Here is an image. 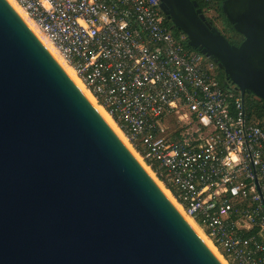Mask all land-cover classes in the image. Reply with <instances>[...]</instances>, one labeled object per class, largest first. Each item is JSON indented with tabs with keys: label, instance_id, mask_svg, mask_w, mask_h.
Instances as JSON below:
<instances>
[{
	"label": "water",
	"instance_id": "obj_1",
	"mask_svg": "<svg viewBox=\"0 0 264 264\" xmlns=\"http://www.w3.org/2000/svg\"><path fill=\"white\" fill-rule=\"evenodd\" d=\"M172 28L264 106V0H222L238 45L197 0ZM0 264H223L7 0H0Z\"/></svg>",
	"mask_w": 264,
	"mask_h": 264
},
{
	"label": "built area",
	"instance_id": "obj_2",
	"mask_svg": "<svg viewBox=\"0 0 264 264\" xmlns=\"http://www.w3.org/2000/svg\"><path fill=\"white\" fill-rule=\"evenodd\" d=\"M14 1L225 264H264V118L159 0Z\"/></svg>",
	"mask_w": 264,
	"mask_h": 264
},
{
	"label": "bare ground",
	"instance_id": "obj_3",
	"mask_svg": "<svg viewBox=\"0 0 264 264\" xmlns=\"http://www.w3.org/2000/svg\"><path fill=\"white\" fill-rule=\"evenodd\" d=\"M7 2L11 5V7L16 11V13L21 17V19L25 22V24L30 28V30L34 33V35L38 38V40L44 45V47L49 51L51 56L55 59V61L60 65L63 71L67 74L69 79L74 83V85L78 88V90L83 94V96L88 100V102L95 108L97 113L101 116V118L105 121V123L110 127L113 133L122 141V143L128 148L133 156H136L137 160L145 167V170L148 174L156 181V183L161 187V189L165 192L166 195L170 197V200L174 203L173 198L169 195L168 191L163 188L162 183L153 175V172L150 168L142 162L141 157L134 151L131 147L130 143L127 141L126 137L120 131V129L116 126L113 120L109 117L106 111L99 105L95 103L94 97L90 94V92L85 88V86L80 82L77 78L73 69L67 64L65 59L58 53L53 44L39 31L37 26L34 24L32 19L27 15V13L14 1L7 0ZM185 218V217H184ZM186 219V218H185ZM186 221L191 225L194 231L200 236V238L205 242V244L211 249L212 252L215 253L216 257L223 263V259L216 252V250L212 247L210 242L200 233L198 229L190 222V220Z\"/></svg>",
	"mask_w": 264,
	"mask_h": 264
},
{
	"label": "trees",
	"instance_id": "obj_4",
	"mask_svg": "<svg viewBox=\"0 0 264 264\" xmlns=\"http://www.w3.org/2000/svg\"><path fill=\"white\" fill-rule=\"evenodd\" d=\"M197 1H198V4H199V7L202 9V12H203L204 15H205V12L215 11V12H218L222 16L224 22L226 23V25L229 28L228 30L231 33V35L230 36H226L222 31H220V32L227 38V40L231 44L238 45L242 41L243 36L234 30L233 26L227 21L225 15L223 14L222 9H221V3H209V2H206L205 0H197ZM219 1H221V0H219ZM205 19L212 26H214L212 20L210 18H208L206 15H205ZM172 31H173L175 36H179L180 35V32L177 29L173 28ZM183 46L188 51H197L195 49H192L187 44V40L186 39L183 41ZM215 70H216L217 79L219 80V82L221 84H223L225 82V76H224L223 71L221 69H219L216 66V64H215ZM244 102H245V105H246L247 112H248L249 116H253V117H256V118H264V112H263L261 106L252 97V95L247 96V94H246V96L244 97Z\"/></svg>",
	"mask_w": 264,
	"mask_h": 264
},
{
	"label": "rangeland",
	"instance_id": "obj_5",
	"mask_svg": "<svg viewBox=\"0 0 264 264\" xmlns=\"http://www.w3.org/2000/svg\"><path fill=\"white\" fill-rule=\"evenodd\" d=\"M205 15L210 18L214 24V26L219 30V31H222L226 36H230L231 33L229 32V28L228 26L226 25V23L224 22L222 16L218 13V12H215V11H210V12H205ZM40 31V30H39ZM41 32V31H40ZM42 33V32H41ZM43 34V33H42ZM44 35V34H43ZM216 72V70H215ZM86 88V87H85ZM87 89V88H86ZM98 104V103H97ZM116 124V122H114ZM117 126V124H116ZM118 127V126H117ZM130 143V142H129ZM131 147L134 149V145L131 144ZM143 162V160H142ZM144 163V162H143ZM145 165V163H144ZM147 167V166H146ZM151 170V169H150Z\"/></svg>",
	"mask_w": 264,
	"mask_h": 264
},
{
	"label": "flooded vegetation",
	"instance_id": "obj_6",
	"mask_svg": "<svg viewBox=\"0 0 264 264\" xmlns=\"http://www.w3.org/2000/svg\"><path fill=\"white\" fill-rule=\"evenodd\" d=\"M246 96V95H245ZM247 96H249V95H247ZM257 102H258V104L261 106V108H262V110H263V112H264V106H263V103H262V101H260V100H256Z\"/></svg>",
	"mask_w": 264,
	"mask_h": 264
}]
</instances>
